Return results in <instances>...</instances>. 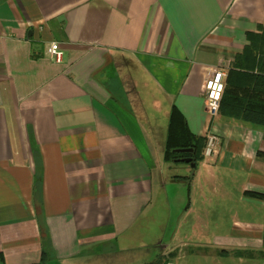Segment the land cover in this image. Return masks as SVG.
I'll return each instance as SVG.
<instances>
[{"label": "crops", "instance_id": "0c3cea01", "mask_svg": "<svg viewBox=\"0 0 264 264\" xmlns=\"http://www.w3.org/2000/svg\"><path fill=\"white\" fill-rule=\"evenodd\" d=\"M261 29L264 0H0V264H264L263 128L203 96ZM175 109L219 137L205 175L167 171ZM168 185L192 217L158 252L138 223Z\"/></svg>", "mask_w": 264, "mask_h": 264}, {"label": "trees", "instance_id": "16d2710c", "mask_svg": "<svg viewBox=\"0 0 264 264\" xmlns=\"http://www.w3.org/2000/svg\"><path fill=\"white\" fill-rule=\"evenodd\" d=\"M261 31V35L252 33L247 35L249 44L243 54L236 57L232 67L228 70L219 114L227 118L258 125L263 128L264 134V29H261ZM250 65H252L251 68ZM238 82L239 84H236ZM232 87L235 88L232 89ZM205 145L206 137L192 135L180 113L176 109L173 110L167 137L165 160L170 163L190 165L184 162V159L190 158L192 162L198 164L204 159L203 150ZM177 149H192L193 152L177 153L175 152ZM188 179H192V177ZM35 189V197L40 201V187L38 184ZM254 195L264 197L263 195ZM46 252L43 247L42 264L47 258Z\"/></svg>", "mask_w": 264, "mask_h": 264}, {"label": "rangeland", "instance_id": "374dc122", "mask_svg": "<svg viewBox=\"0 0 264 264\" xmlns=\"http://www.w3.org/2000/svg\"><path fill=\"white\" fill-rule=\"evenodd\" d=\"M168 168L167 171L170 172L171 176H183L186 175L187 165L180 163V164H167ZM202 173L205 175L204 170H202V161L198 163L197 168L194 170V175H198ZM189 189L186 190V200L185 203L186 207L190 201V194ZM162 194L160 195L161 199H159L158 205L153 213H151L147 217H143L140 222L138 223L139 229H141V243L143 245H154V251H160L161 246L166 244V238L169 236L170 231L176 228L178 222L182 220H190L192 217V210L188 213L178 207V204L172 199V195L175 192V188L168 185L165 190H163ZM184 215V216H183ZM185 217V218H184ZM215 233H206V237L202 240H208L213 237ZM189 240H193L192 238ZM187 240V241H189ZM194 240H197L194 238ZM144 254L146 249H142Z\"/></svg>", "mask_w": 264, "mask_h": 264}, {"label": "built area", "instance_id": "2783aa9c", "mask_svg": "<svg viewBox=\"0 0 264 264\" xmlns=\"http://www.w3.org/2000/svg\"><path fill=\"white\" fill-rule=\"evenodd\" d=\"M47 54L54 62L59 63L62 59V52L58 43H51L47 50ZM228 70V67L222 65L216 68L205 81L203 88L204 106L206 113L211 118H215L219 115ZM218 145L219 137L213 132L207 134L203 157L205 159L213 157L217 152Z\"/></svg>", "mask_w": 264, "mask_h": 264}, {"label": "water", "instance_id": "95a60500", "mask_svg": "<svg viewBox=\"0 0 264 264\" xmlns=\"http://www.w3.org/2000/svg\"><path fill=\"white\" fill-rule=\"evenodd\" d=\"M175 152H177V153H192L193 150L192 149H177V150H175ZM184 162L190 164L191 169L196 168V163L192 162V159L186 158V159H184Z\"/></svg>", "mask_w": 264, "mask_h": 264}]
</instances>
